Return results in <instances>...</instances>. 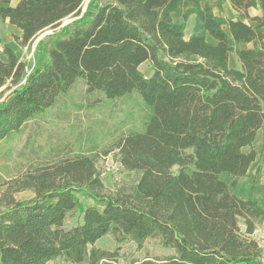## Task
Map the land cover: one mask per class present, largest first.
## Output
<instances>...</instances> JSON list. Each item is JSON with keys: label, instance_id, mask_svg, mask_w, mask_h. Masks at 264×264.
I'll return each instance as SVG.
<instances>
[{"label": "trees", "instance_id": "1", "mask_svg": "<svg viewBox=\"0 0 264 264\" xmlns=\"http://www.w3.org/2000/svg\"><path fill=\"white\" fill-rule=\"evenodd\" d=\"M204 1L94 0L90 16L89 9L82 14L85 0H22L15 7L0 0V18L22 32L20 46L76 18L39 43L24 85L0 102V143L52 109L79 80L108 100L138 94L150 111L143 131L117 147L123 171L139 173L131 191L104 193L95 160L77 157L19 182L14 192L33 191V200L1 198L0 264H118L119 248L95 246L108 235L139 248L157 239L170 251L137 264H262L254 234L264 199L238 197L221 175L247 177L260 132L264 154V22L248 14L250 8L264 14V0H229L244 21L203 11ZM172 13L181 16L179 30ZM192 16L204 34L186 38ZM253 41L258 48H240ZM2 52L4 94L26 66L13 49ZM232 53L240 69L230 67ZM146 62L150 77L140 69ZM80 192L94 206L82 209L81 224L65 229L67 216L81 208Z\"/></svg>", "mask_w": 264, "mask_h": 264}, {"label": "rangeland", "instance_id": "2", "mask_svg": "<svg viewBox=\"0 0 264 264\" xmlns=\"http://www.w3.org/2000/svg\"><path fill=\"white\" fill-rule=\"evenodd\" d=\"M94 0H85L82 14L89 9L90 16L95 13ZM97 1V0H96ZM76 18L66 19L60 27L41 33L29 46H20L16 37L22 33L13 30L11 25L0 18V59L8 58L2 52L7 46L15 51L17 57L26 66L23 77L10 91H0V102L12 92L21 88L35 67L39 43L47 36L58 32L63 26ZM182 28V25H181ZM180 28V29H181ZM197 21L185 24V35L197 33ZM21 35V36H19ZM188 38V37H187ZM207 41L215 43L206 36ZM146 77H150L151 66L140 67ZM150 111L138 94L108 100L100 93H88L83 80H79L72 90L61 96L56 105L38 119L29 122L24 129L0 143V200L12 193L17 202H28L35 198L33 191L14 192L17 184L29 176L47 173L77 157H89L95 160L98 174L104 184V193H114L118 189L131 191L135 188L139 173L123 171L118 161V145L131 133L142 132ZM257 154L256 162L251 166L247 177L232 178L222 175L233 193L241 198L264 199V154L262 143L257 140L253 146ZM246 152L250 149H246ZM11 196V195H9ZM81 208L71 212L64 228L70 229L82 223V209L94 206V201L85 193H77ZM6 203L0 205L5 208ZM255 239L264 251V220L258 223ZM97 248L115 251L119 248L118 264H137L147 258L167 255L170 251L162 248L157 239L147 240L141 248L134 242L118 244L113 235L99 240ZM48 264H72L57 260ZM262 264H264V257Z\"/></svg>", "mask_w": 264, "mask_h": 264}, {"label": "crops", "instance_id": "3", "mask_svg": "<svg viewBox=\"0 0 264 264\" xmlns=\"http://www.w3.org/2000/svg\"><path fill=\"white\" fill-rule=\"evenodd\" d=\"M9 1H10L9 6L15 7L22 0H9ZM201 8L203 11H206V12L212 11L214 13V15H216L218 17H226L228 19H233V20L239 19V20L244 21L241 17L238 16V13L232 8L229 0H225L223 3L220 0H207V1H204L201 3ZM248 14L252 18L260 17L262 19V21L264 22V14L262 13V11L260 9L250 8L248 10ZM171 17L173 20L174 29L179 30L181 28V25H182V19H181L180 14L172 13ZM192 19H195L197 21V30L196 31H199L197 33L204 34V29H203L202 23L199 20H197L195 16H192L189 19V21ZM6 22H8V21H6ZM252 25L257 26V23H252ZM11 27L13 28V30H18L19 32H21L16 26L11 25ZM262 32L264 33V28H262ZM192 34H194V32H192L187 37L189 38ZM19 36H21V35H19ZM258 47H259V43L257 41H253L251 44H242L240 46V48L243 50H247L250 48H258ZM144 64H148L151 66V64L149 62H146ZM229 65L231 68H234V69H240L241 68L236 55L233 53L230 54V56H229ZM151 74H152V66H151ZM258 140L262 143V133L261 132L259 133ZM222 175H226V174H222ZM222 175H221V180L226 182L224 179H222Z\"/></svg>", "mask_w": 264, "mask_h": 264}, {"label": "water", "instance_id": "4", "mask_svg": "<svg viewBox=\"0 0 264 264\" xmlns=\"http://www.w3.org/2000/svg\"><path fill=\"white\" fill-rule=\"evenodd\" d=\"M3 90V89H2Z\"/></svg>", "mask_w": 264, "mask_h": 264}]
</instances>
